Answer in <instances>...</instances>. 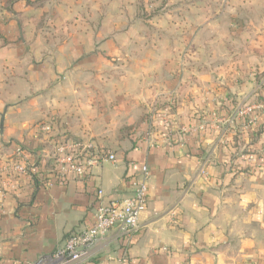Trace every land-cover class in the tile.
I'll list each match as a JSON object with an SVG mask.
<instances>
[{"label":"crops","instance_id":"obj_1","mask_svg":"<svg viewBox=\"0 0 264 264\" xmlns=\"http://www.w3.org/2000/svg\"><path fill=\"white\" fill-rule=\"evenodd\" d=\"M8 1L0 0V69L9 76L0 165L21 148L36 171L0 181V264H55L64 240L93 225L98 190L104 202L126 198L144 165L139 232L128 244L112 231L79 264H264V113L254 127L239 114L264 93V0H170L184 10L144 16L142 5L155 3L127 0L109 13L107 2L82 15L65 0ZM181 35L187 49L177 55ZM214 38L221 56L209 64L202 54ZM171 92L188 131L151 145L147 118ZM50 119L56 136L92 140L116 161L59 182L54 138L37 128Z\"/></svg>","mask_w":264,"mask_h":264},{"label":"built area","instance_id":"obj_2","mask_svg":"<svg viewBox=\"0 0 264 264\" xmlns=\"http://www.w3.org/2000/svg\"><path fill=\"white\" fill-rule=\"evenodd\" d=\"M257 101L246 104L239 114L244 117L247 127H254L258 118L264 113V93L256 92ZM178 108V98L171 92L163 100H157L152 113L147 118L148 131L144 139L151 145L157 144L158 138L173 139L176 132L186 133L184 127L179 128L175 119ZM38 130L45 134H52L53 160L56 166L55 175L63 183L69 174L77 179L86 180L90 177V170L104 161H116L114 153L99 148L92 140H79L67 136L59 137L55 120L50 119L38 124ZM263 160L264 157H261ZM36 171L21 148L10 160L0 165V181L4 184L16 182L20 176ZM150 170L147 165L142 166L138 177L133 179L132 193L121 200L103 201V191L98 190L99 202L95 213V221L90 227L67 237L52 254L55 264H79L85 260L92 250L112 231H117L128 244L140 230V219L147 209L149 194ZM167 251V248H163ZM40 259L36 264H41ZM123 257L118 264H127Z\"/></svg>","mask_w":264,"mask_h":264},{"label":"rangeland","instance_id":"obj_3","mask_svg":"<svg viewBox=\"0 0 264 264\" xmlns=\"http://www.w3.org/2000/svg\"><path fill=\"white\" fill-rule=\"evenodd\" d=\"M126 1L127 0H96L97 4L94 7L92 3H89V0H65L66 4H68L69 7L73 9L72 14H75V12H77L78 14H82V15L87 14L88 13V9H90V8H92V10H96L97 9L98 12H104L105 8L107 7V4H106L107 2H108V8H109L108 12L109 13H116V12L121 11L122 7H125L124 2H126ZM141 1H144L147 4H149V3H155V5H148L147 8H149V9H145L144 4L142 5V7L144 8V14H143V16L146 15V14H149V13L156 15V14L168 12L170 8L171 9L173 8V6H171L170 4H173V5L177 6V8H173V10H175L176 12L183 11L184 10V7H185V6H183L184 5L183 3L182 4L170 3V0H140V2ZM156 1H157V3H156ZM41 2H42V0L41 1L40 0H36L32 4H38V3H41ZM109 2H111V5L109 4ZM76 4H78V6H77L78 9L75 8ZM7 5H10V4L8 3ZM139 6L141 8V5H139ZM169 6H170V8H169ZM1 7H2V5H0V12H2ZM98 8H101V9H98ZM75 10H77V11H75ZM210 10H213V8L210 7ZM140 12H143L142 9H140ZM143 23H144V25H145L144 27L146 29H149L151 27H157L158 28V26H159V25H155L154 26V21H150V22L145 21ZM164 23H165V27H167V24H166L167 22H161L160 23L161 24L160 28H163V25L162 24H164ZM177 23L178 22H176L175 25L178 27L179 25ZM197 23H199V22H197ZM158 24H159V22H158ZM39 25H41V22H40L39 19H37L34 22V26L35 27H38ZM183 26H188V22H187V25H185L183 22H181L180 23V26L178 28L179 29H182ZM54 39H62V37L61 38L55 37ZM162 39L167 40V41H171V42L174 41V40H176V39L178 40L177 37L173 38V37H169V36H166V38H162ZM214 39L215 40L213 41L214 43L211 46L210 51H207V49H206V51L202 54L203 59H207V57H210L209 64H211L213 61L220 60V56H221V54H219V52H218V47H217V45H218V43L220 41H218L217 38H214ZM37 40H38V38H36V36L33 37V35L30 34V36H29L30 44H36V41ZM179 40L182 43L181 44V47H182L181 49L182 50L179 49L177 55H182L184 49L186 48L185 42H184V40H185L184 36L181 35V37L179 38ZM205 41H206V39H205ZM57 42H59V41H57V40L54 41V43H57ZM148 43H152L151 40L148 41L147 44ZM231 43H232V41H230V44ZM206 52H208V53H206ZM8 78H9V76H8L7 70L5 68L0 69V95H1L0 96V99H1V101H0V110H1V112L4 111L3 110L4 104H6V102H7V100H4L3 99V95H4L5 91L7 90L6 87H7V84H8ZM2 100H4V101H2Z\"/></svg>","mask_w":264,"mask_h":264},{"label":"trees","instance_id":"obj_4","mask_svg":"<svg viewBox=\"0 0 264 264\" xmlns=\"http://www.w3.org/2000/svg\"><path fill=\"white\" fill-rule=\"evenodd\" d=\"M18 1H19V0H9L8 3L11 5V4L16 3V2H18ZM25 1H27L28 4H32V3H34L36 0H25ZM12 7H13V6H12ZM12 7L9 8V9L12 10Z\"/></svg>","mask_w":264,"mask_h":264},{"label":"water","instance_id":"obj_5","mask_svg":"<svg viewBox=\"0 0 264 264\" xmlns=\"http://www.w3.org/2000/svg\"><path fill=\"white\" fill-rule=\"evenodd\" d=\"M2 127H3V121H2Z\"/></svg>","mask_w":264,"mask_h":264}]
</instances>
